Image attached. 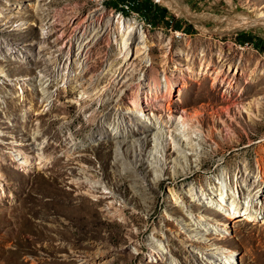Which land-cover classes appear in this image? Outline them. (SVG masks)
I'll use <instances>...</instances> for the list:
<instances>
[{
	"label": "rangeland",
	"instance_id": "1",
	"mask_svg": "<svg viewBox=\"0 0 264 264\" xmlns=\"http://www.w3.org/2000/svg\"><path fill=\"white\" fill-rule=\"evenodd\" d=\"M119 18L143 29L147 59L124 61ZM126 68L123 87L113 75ZM97 78L86 108L80 82ZM171 117L202 131L188 159L169 138L159 154L151 133L143 151L111 140L122 119L141 134V120ZM36 147L45 167L25 163ZM263 216L264 0H0V264H228L218 250L264 264Z\"/></svg>",
	"mask_w": 264,
	"mask_h": 264
},
{
	"label": "bare ground",
	"instance_id": "2",
	"mask_svg": "<svg viewBox=\"0 0 264 264\" xmlns=\"http://www.w3.org/2000/svg\"><path fill=\"white\" fill-rule=\"evenodd\" d=\"M116 22H117V27H118L117 34H121L120 36L123 39V42L121 41L122 44H121V47H120L119 50H120V53L122 54L121 56H123V58H124V61L129 62L130 60H133L134 58L137 61L138 60L139 61L140 60L143 61L144 59H147L145 57V53L148 51L149 46H148V43H147V40H146V36L144 34L143 29L138 27V26H136L135 23H130L128 21L127 22L123 21L121 18H119ZM87 47H90L89 44L82 45L80 43L79 47H77V48L81 52H84V50ZM41 50H42V48H39V54L42 53V52H40ZM125 66H126V64H125ZM47 69H48V67L46 68V70ZM126 71H127V68L123 69V70H120V71H115L114 75H113L114 82H116L120 86L123 85V87L125 85H127L128 82L126 80H124ZM49 72H50V69H48V71H46V73H44V74H50ZM229 76L230 75H225V74H221V73L219 74L218 73V75H217V77L215 79V82L218 81V83H221V84L229 83L231 85V87H232V83H234L233 82L234 80H233V77L231 79V77H229ZM210 78H211V73L208 72V74L204 75V77L202 79L204 81H208ZM40 81H43V78H41ZM102 81H103L102 78H97L95 80V82H92L94 84L92 85L91 88H89V86L86 85L87 83H85L84 81L80 82L81 88L84 89V91H83L84 97L87 95L86 98L82 97V100H81V103H83L85 105V107L87 105L89 106V104H91V102H94L96 97L98 98L100 95H102V94H99V89H98V87L100 86ZM46 84H48V86H49L50 83L47 82ZM141 84H142V82L140 83V87H141ZM167 84L169 85V88L170 87L172 88L173 85H172V82L170 81L169 78H167ZM40 85H42V84H40ZM157 86H158L157 87L158 89L161 87L160 84H158ZM252 88H256V86H253V85L249 86L247 88V90H251ZM160 94L158 92H157L156 95L154 94L156 100H160L162 97H164V96L161 97ZM138 97H139L138 98V102H137V98H136V102L139 105V107L135 108L134 111H136V112L138 111L139 113H144V109L142 107H140V103H141L140 102V96H138ZM224 102H227V100L224 101ZM155 104H156V102L153 101L152 105H155ZM88 106L86 108H88ZM129 110H130V108L126 107L123 111H126L128 113ZM166 110L169 111V112L173 111V103H172V101H169L167 103ZM226 110L228 111L229 109H226ZM171 119H172V121L169 120V121L162 122L159 118H157L156 122H154V126H152V127L148 126L149 124H146V122H142V120H141V122H139L137 124L140 127V129L141 130L143 129V131H144L141 134L137 133V132L135 133L133 128L128 123H126V120L124 121L122 119L121 123H122V125H124L123 127H121V131L122 132L121 131L120 132L119 131L116 132L117 130L116 131L114 130V132H113L114 134L111 136V140L114 141L119 146H122L123 144L128 143V140L133 141V144H138L139 147H140V150L143 151L146 137H147L148 133H151V134L154 135V137L156 139V144L155 145L157 146L156 149L158 150L159 154L160 153L162 154L163 152H165L166 145H167L166 141H168V138H169V140L172 141L175 144L176 150L178 152L177 156L183 158L182 157L183 154H186L184 158L188 159V153H187L188 150L189 151H195L199 146L201 147L204 144V140H203L202 135H201L202 131L196 130L197 126L194 125V123H192V125L189 126L191 120H189L188 118L173 119L171 117ZM132 137H134V138H132ZM183 137H185L186 139L189 140L188 142L190 143V145L184 144V142L182 141ZM91 138L94 141L98 140L95 135L92 136ZM180 138H181V140H180ZM176 141H178V142H176ZM86 144H88V143L79 144L78 146L74 147L73 150H79L80 151V150L84 149L83 146L86 145ZM180 145H183V147L185 146L186 148H188L186 150V152L183 151L184 148H182ZM149 156L154 161V164H155L156 167L159 166V167H161V169L162 168L164 169L163 164H162V157H158V155L156 153H150ZM163 156H164V154H163ZM24 159H25V163L27 165H31L33 168L34 167L36 168L37 165L39 166V168L45 167L48 164L47 161H49L47 156H46V154H45V147L44 148L35 149V151H33V153H31V155H27V154L24 155ZM84 172L87 173V170L84 169ZM160 173H162V171H160ZM160 173H157L158 178L160 177ZM188 174H190V172L187 173V175ZM84 179H86V183H88L90 185V188L92 189V193L93 194H95V193L97 194V192L100 189L96 186V182H92L91 178L88 177V176L86 178H84ZM243 183H245L248 187H251L252 184H254V183H252V180H248L247 178H244ZM201 193H202V196H206L207 197V200L209 201L211 209H216L217 207H215V206L218 205L219 209L224 210L230 216L234 217L235 219H233V220L237 221L238 218L242 217L241 212H239V211L230 212V210H227V209H225L222 206V203L220 205V201L219 202L218 201L217 202L214 201L213 196H212L213 194L210 191L209 192H205L203 190ZM222 195L223 194H221V197L223 198ZM259 196H261V195L259 194ZM197 198L200 200V196L197 195ZM223 200L226 201L225 198ZM186 208L189 211L191 209H193L192 206H188V207L185 206V209ZM243 211H244V216L247 218V220H249V221L250 220H255L254 216L248 212L247 208H244ZM263 218H264V216H263ZM198 224L200 226L203 225V223H201V222H198ZM188 226H190V225H188ZM227 227H228V225H227ZM189 228L193 229L194 232H196V233H200L199 228L195 227V225H193V226H191ZM217 232H221V231L217 230ZM155 250L157 251L156 253L158 255H161L162 257L164 256V253L162 252V249H160V246H159V248L157 246V249L155 248ZM162 253H163V255H162ZM233 258H235V256H232L231 259L233 260ZM211 259L214 260V261H217V262H222L224 260H227L228 264H232V261H230V259L228 257H226L224 255V253H222L219 250L217 252H215L213 255H211ZM235 260H236V258H235ZM235 260H234V262H236Z\"/></svg>",
	"mask_w": 264,
	"mask_h": 264
},
{
	"label": "trees",
	"instance_id": "3",
	"mask_svg": "<svg viewBox=\"0 0 264 264\" xmlns=\"http://www.w3.org/2000/svg\"><path fill=\"white\" fill-rule=\"evenodd\" d=\"M117 3V2H116ZM119 3V2H118ZM118 3H117V5H118Z\"/></svg>",
	"mask_w": 264,
	"mask_h": 264
},
{
	"label": "built area",
	"instance_id": "4",
	"mask_svg": "<svg viewBox=\"0 0 264 264\" xmlns=\"http://www.w3.org/2000/svg\"><path fill=\"white\" fill-rule=\"evenodd\" d=\"M104 1V0H103ZM126 8H128V7H126Z\"/></svg>",
	"mask_w": 264,
	"mask_h": 264
}]
</instances>
